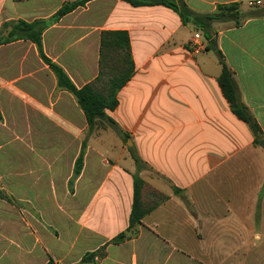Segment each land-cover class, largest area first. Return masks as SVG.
<instances>
[{"label": "crops", "instance_id": "0c3cea01", "mask_svg": "<svg viewBox=\"0 0 264 264\" xmlns=\"http://www.w3.org/2000/svg\"><path fill=\"white\" fill-rule=\"evenodd\" d=\"M80 1L43 31V50L82 88L99 74L102 33L128 32L135 72L107 111L121 134L104 122L87 138L83 111L36 45L0 46V122L2 107L18 101L48 109L52 121L36 132L55 151L21 164L0 159V191L10 199L0 198V264H264V148L219 84L222 56L264 139V0H183L202 15L239 5L238 21L212 23L206 32L162 5L0 0V29L48 21L65 3ZM196 33L204 46L197 53L189 49ZM111 131L118 140L106 152L115 148L117 157L105 156L98 143ZM4 133L15 130L0 127ZM137 177L167 200L143 218L138 235L108 244L129 227ZM29 180L49 185L33 192L43 206L29 197ZM15 199L35 203L47 227L32 230L13 217ZM106 244L103 259L82 262Z\"/></svg>", "mask_w": 264, "mask_h": 264}, {"label": "trees", "instance_id": "16d2710c", "mask_svg": "<svg viewBox=\"0 0 264 264\" xmlns=\"http://www.w3.org/2000/svg\"><path fill=\"white\" fill-rule=\"evenodd\" d=\"M16 2L26 0H14ZM131 4L134 7L157 6L162 5L178 12L185 23H193L204 32L208 31L212 23L223 21H238L241 14L239 5L219 6L217 12L212 14H197L191 11L183 0H121ZM85 2L65 3L59 11L48 21H34L32 23L17 21L4 24L5 29L10 27L6 36L0 35V46L19 40L33 42L43 62L47 64L55 74L58 86L71 93L81 110L83 111L89 132L87 138L96 128H101L99 124L108 123L118 134L121 131L114 121L107 116V111H112L118 106L117 95L119 91L130 81L135 72V66L132 59L129 34L126 31H105L101 37L100 48V70L97 78L78 88L69 78L67 73L56 63L51 61L44 53L42 34L51 24L56 23L64 15L72 12L78 6ZM220 62L223 66L222 74L219 78L220 87L230 103L233 113L244 121L252 130L259 144L263 140V134L250 115L248 109L240 102L237 86L232 78V74L224 63L222 56ZM1 120V114H0ZM86 141L83 143V149L76 161L74 177L79 176L83 168ZM137 163L139 160L136 159ZM150 195V196H149ZM150 198V203L147 198ZM0 198L10 202V199L0 191ZM167 197L155 190L141 178H135L133 205L130 215L129 227L125 232L114 237L108 244H121L127 239L138 235V227L143 218L159 205L164 203ZM99 248L97 251L86 254L82 262L96 263L97 259H103L106 256L107 245ZM51 262V261H50ZM49 262V264H50Z\"/></svg>", "mask_w": 264, "mask_h": 264}, {"label": "rangeland", "instance_id": "374dc122", "mask_svg": "<svg viewBox=\"0 0 264 264\" xmlns=\"http://www.w3.org/2000/svg\"><path fill=\"white\" fill-rule=\"evenodd\" d=\"M9 30L10 27L5 29L4 25L1 26L0 35L6 36ZM7 55H3L2 58H7ZM10 106L11 109H7L5 106L2 107V110H4V121L0 122V127L3 131L12 128L15 130V133H4V135L0 136V159L6 158L18 162L17 164H21L25 162V160H29V162L34 161L35 159L46 157L50 153L55 152L54 150H48L47 146L42 144V136L36 132L37 128L46 126L48 122L52 121L50 119V111L38 106H33L30 102L27 103L24 100L18 101ZM117 140L118 136L115 132L111 131L105 133L100 141H98L99 145L103 144L101 152L105 156L110 155L117 157L119 152L115 148L109 153L106 152V149L111 150V145L115 144ZM43 185H45V187L49 186L43 182L34 183L29 180V197L41 206L44 205L45 200H39V198L36 200L33 192L38 191ZM147 202L150 203L149 197L147 198ZM14 206L15 209L12 211L11 215L17 217L24 225H28L32 230L33 224L39 223V225L47 227L43 219L45 217L41 214V209H39L35 203L29 202V199H15ZM48 212L50 216H52L51 211ZM56 218L57 222H61L60 225L63 226L64 219L59 215ZM54 249L56 252L58 251V254H61L63 251L62 249Z\"/></svg>", "mask_w": 264, "mask_h": 264}, {"label": "built area", "instance_id": "2783aa9c", "mask_svg": "<svg viewBox=\"0 0 264 264\" xmlns=\"http://www.w3.org/2000/svg\"><path fill=\"white\" fill-rule=\"evenodd\" d=\"M261 2L260 1H256V2H250L249 6H254V5H260ZM201 36L199 33H196L193 37V39L191 40L190 44H189V49L192 52H200L201 50L204 49L203 43L200 41Z\"/></svg>", "mask_w": 264, "mask_h": 264}, {"label": "water", "instance_id": "95a60500", "mask_svg": "<svg viewBox=\"0 0 264 264\" xmlns=\"http://www.w3.org/2000/svg\"><path fill=\"white\" fill-rule=\"evenodd\" d=\"M261 146L264 148V139L260 142Z\"/></svg>", "mask_w": 264, "mask_h": 264}]
</instances>
